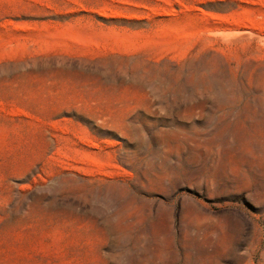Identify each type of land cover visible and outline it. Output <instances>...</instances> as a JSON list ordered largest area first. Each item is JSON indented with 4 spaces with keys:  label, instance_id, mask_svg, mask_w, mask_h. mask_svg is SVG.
I'll return each mask as SVG.
<instances>
[{
    "label": "rangeland",
    "instance_id": "1",
    "mask_svg": "<svg viewBox=\"0 0 264 264\" xmlns=\"http://www.w3.org/2000/svg\"><path fill=\"white\" fill-rule=\"evenodd\" d=\"M0 264H264V0H0Z\"/></svg>",
    "mask_w": 264,
    "mask_h": 264
}]
</instances>
